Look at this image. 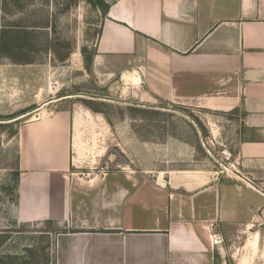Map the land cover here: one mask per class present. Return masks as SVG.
<instances>
[{"label": "crops", "instance_id": "crops-1", "mask_svg": "<svg viewBox=\"0 0 264 264\" xmlns=\"http://www.w3.org/2000/svg\"><path fill=\"white\" fill-rule=\"evenodd\" d=\"M93 64L143 105L234 113L236 172L81 169L80 119L63 107L18 127L0 234L61 226L50 264H264V0H114Z\"/></svg>", "mask_w": 264, "mask_h": 264}, {"label": "rangeland", "instance_id": "rangeland-1", "mask_svg": "<svg viewBox=\"0 0 264 264\" xmlns=\"http://www.w3.org/2000/svg\"><path fill=\"white\" fill-rule=\"evenodd\" d=\"M104 17L90 0H0V33L9 31L6 47H0V208H9L16 195L19 125L63 107L81 122V169L133 168L163 182L170 178H161L163 172L217 177L236 165L234 113L186 103L143 105L95 72ZM61 229H12L6 234L11 241L0 248V264H50L52 237Z\"/></svg>", "mask_w": 264, "mask_h": 264}, {"label": "trees", "instance_id": "trees-1", "mask_svg": "<svg viewBox=\"0 0 264 264\" xmlns=\"http://www.w3.org/2000/svg\"><path fill=\"white\" fill-rule=\"evenodd\" d=\"M92 4H94L96 7L102 10L103 14L106 15L109 8L110 4L106 3L105 0H90ZM9 31L3 30L0 33V47L5 48L6 47V34H8ZM8 236L6 234H0V248L3 246V244L7 241Z\"/></svg>", "mask_w": 264, "mask_h": 264}, {"label": "built area", "instance_id": "built-area-1", "mask_svg": "<svg viewBox=\"0 0 264 264\" xmlns=\"http://www.w3.org/2000/svg\"><path fill=\"white\" fill-rule=\"evenodd\" d=\"M230 169H233V171L236 172V170L234 169V167H232ZM230 169H227L226 174H229V172L231 171ZM215 228H216L215 223H213V222L212 223H209L208 229H209V231L211 233V239H212L213 244L216 245V244L221 243L223 241V239H222V237L220 235L216 234Z\"/></svg>", "mask_w": 264, "mask_h": 264}]
</instances>
